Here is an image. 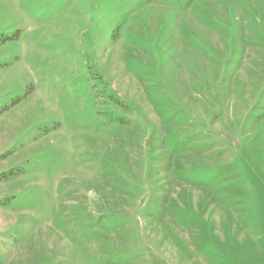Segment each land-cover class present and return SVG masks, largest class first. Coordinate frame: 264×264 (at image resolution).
Here are the masks:
<instances>
[{
	"label": "rangeland",
	"instance_id": "rangeland-1",
	"mask_svg": "<svg viewBox=\"0 0 264 264\" xmlns=\"http://www.w3.org/2000/svg\"><path fill=\"white\" fill-rule=\"evenodd\" d=\"M0 264H264V0H0Z\"/></svg>",
	"mask_w": 264,
	"mask_h": 264
}]
</instances>
